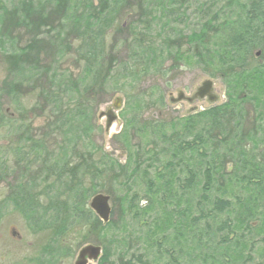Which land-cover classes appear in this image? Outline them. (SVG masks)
I'll return each instance as SVG.
<instances>
[{"label": "trees", "instance_id": "trees-1", "mask_svg": "<svg viewBox=\"0 0 264 264\" xmlns=\"http://www.w3.org/2000/svg\"><path fill=\"white\" fill-rule=\"evenodd\" d=\"M127 1L0 0V51L13 52L10 27L36 23L46 6L70 24L55 61L62 69L48 70L45 89L34 93L38 77L33 74L47 72L46 67L27 68L19 77L34 89L31 96L43 101L42 113H58L49 137L29 133L24 121L9 130L18 136L17 163L26 154L46 161L48 151L61 149V160L54 157L45 165L46 175L52 170L60 184L53 190L58 195L40 205L42 217L34 214L37 182L26 174L17 176L21 181L7 199L24 205L33 234L45 232V242L25 264H59L54 251L67 233L88 228L101 247L98 264H264V0L132 3L138 29H127L118 66L123 81L116 87L125 99L124 128L114 135L127 154L120 161L82 145L76 120L83 111L78 104L68 108L64 98L98 87L106 35ZM188 11L198 21L185 33L179 25ZM71 47L73 56L67 52ZM66 58L81 71L74 75L65 68ZM177 69L220 79L224 100L168 120L142 119L153 105L164 106L162 94L155 97L127 84L134 80L137 86L148 76L166 79ZM56 137L61 142L51 144ZM100 192L112 203L105 223L88 206ZM138 246L142 253L136 257L133 247ZM72 247L66 249L67 259Z\"/></svg>", "mask_w": 264, "mask_h": 264}, {"label": "rangeland", "instance_id": "rangeland-1", "mask_svg": "<svg viewBox=\"0 0 264 264\" xmlns=\"http://www.w3.org/2000/svg\"><path fill=\"white\" fill-rule=\"evenodd\" d=\"M134 1L128 0L127 4L120 8L112 28L106 35V50L97 80L98 87L87 94L81 92L79 94L72 93L64 98L65 101H69L67 103L68 108L71 109L75 104H78L83 111L82 118H77L76 120V127H79L78 131L84 144L81 142H78V144L80 146L82 144L86 149L90 146L101 148L104 152L112 154L120 161H126L127 154L125 150H122L114 135L124 128V119L121 117L120 111L124 107L125 99L116 87L123 81L119 75L118 66L119 61L124 59L126 53L123 42L127 29H138L135 26L137 18L133 14L134 5L132 3ZM130 21L132 22L128 25ZM197 21L192 11H188L187 18L183 19L179 26L185 33H188L195 28ZM69 25L68 20L60 18V15L53 7L46 6L43 8L42 18L36 23L16 27L10 25L12 26L10 30L13 32L14 37L13 52L0 51V179H4L0 183V264H25L26 260L36 253L38 245H42L45 242V232L33 234L28 228L23 212L24 205L17 203V205L13 206L10 201L6 200V195L10 193L13 186L15 187L21 181V176H17L20 173L26 174L29 180L37 182V185L34 184L33 186L36 187L38 196L35 197L38 200H35L33 207L36 208L34 214L42 217L40 215L42 209L40 205H44L46 198L52 200L56 194L58 195V192L55 194L53 190L60 184V182H56L58 180L54 181L55 173L52 170L49 175H46L45 165L48 162H52L54 157H60L61 149L58 148L53 153H51V150L48 151L46 161H43L42 156L39 157L38 155L36 161L34 156H32L33 154H26L21 156L20 162L17 163L13 149L18 142V136L13 131L7 130H11L12 126L19 125L21 121H24L25 125L30 127L29 133L36 130L39 135L45 134V139L49 137L47 133L51 129V123H54L56 118L59 117L58 113H50V117L47 116V113H42L43 101L41 102L37 95L31 96V92L34 89H31V85L22 84L19 77L22 74L24 75L27 68L46 67L47 72L40 73V69L37 76L33 74L38 77L37 79L34 78L33 84L38 85L34 93H37L41 88L45 89L46 82L49 81L48 70L51 73L53 70L59 72L62 69V66H55V61L59 58V49L62 50L63 47L62 39L69 33ZM67 52L68 55L73 56L74 47H71ZM64 67L71 70L74 75L81 71V67L74 65L70 58L65 59ZM206 79H210L213 83L214 93L217 97L216 103L223 101L225 96L221 80L211 78L196 69H177L166 79L148 76L142 78V81L137 86H135L134 80L127 85L132 84L133 87H138L144 93H151L155 97L159 93L162 94L164 106L153 105L144 112L142 119L168 120L170 117L184 116L190 112H195V110L204 109L211 104L206 98L194 100L192 103L185 100L175 103L170 101L171 97H176L178 91H183L186 96L192 95L202 81ZM81 80L88 82V78ZM78 88L80 89L81 87ZM152 90L154 91L151 92ZM116 98L121 99L120 108L115 110L117 119L106 131V118L100 117V113L112 107ZM35 100H37V104H34ZM68 133L70 132L68 131ZM68 141L73 142L72 139ZM87 141L90 142L87 143ZM60 142H58V137H56L52 139L51 144H59ZM45 148H50L48 141H46ZM66 153L68 155L71 154V147L67 146ZM42 190H44V195ZM45 192L48 194H45ZM60 193H62V190H60ZM110 205L112 207L111 200ZM136 215L135 220L137 218ZM44 216H47V214H44ZM112 217L115 218V215ZM71 244L74 246L72 247L74 253L72 257L67 259L69 250L67 251L66 249ZM88 244L98 245L92 228L85 229L79 234L68 232L65 240L58 245L60 249L54 251L55 254L59 255L57 263L74 264L79 249ZM133 250L135 251L133 255L136 257L142 253L140 246L133 247ZM119 252L121 251H117V253ZM117 253L114 257H116ZM131 253L132 251H130L128 257ZM133 262L140 264L135 260ZM90 263L98 264V261L97 263Z\"/></svg>", "mask_w": 264, "mask_h": 264}, {"label": "water", "instance_id": "water-1", "mask_svg": "<svg viewBox=\"0 0 264 264\" xmlns=\"http://www.w3.org/2000/svg\"><path fill=\"white\" fill-rule=\"evenodd\" d=\"M259 55V52L256 53ZM206 98L210 103L217 100L214 93L213 83L210 79L202 81V83L196 88L194 93L190 96H186L183 91H178L176 97H171L170 101L175 103L185 100L192 103L194 100ZM121 99L116 98L112 107L108 108L105 112L100 113V117H105V130L107 131L111 124L117 119L115 110L120 108ZM90 209L97 215V217L103 222H107L111 215L110 198L103 193H97L90 198ZM101 253V248L98 245L88 244L80 248L77 254V258L74 264H89V262H96Z\"/></svg>", "mask_w": 264, "mask_h": 264}, {"label": "flooded vegetation", "instance_id": "flooded-vegetation-1", "mask_svg": "<svg viewBox=\"0 0 264 264\" xmlns=\"http://www.w3.org/2000/svg\"><path fill=\"white\" fill-rule=\"evenodd\" d=\"M7 131H9V130H7ZM10 132H11V131H10ZM0 170H1V169H0ZM3 181H4V179L1 178V179H0V183H2ZM13 192H14V189L12 188L11 191H10V193L6 195V198L9 199V196H10L11 193H13ZM7 199H6V200H7Z\"/></svg>", "mask_w": 264, "mask_h": 264}]
</instances>
